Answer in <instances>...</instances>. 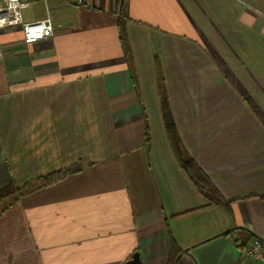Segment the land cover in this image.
Masks as SVG:
<instances>
[{
  "label": "crops",
  "instance_id": "obj_1",
  "mask_svg": "<svg viewBox=\"0 0 264 264\" xmlns=\"http://www.w3.org/2000/svg\"><path fill=\"white\" fill-rule=\"evenodd\" d=\"M34 4L38 12L25 16L26 10L34 6L25 9V22L50 18L55 28L52 37L26 44L20 27L0 30V187L13 181L14 168L22 169L16 173L34 178L38 176V173L33 175L35 167L50 165L56 156L67 160L71 152L81 148L79 132H70L71 122L74 127L78 126L70 107L73 96L85 94L92 99L100 93L109 104L107 116L113 120L114 127L134 125L137 122L131 123L136 118H143L136 85L120 42L118 21L122 6L125 7L134 72L140 78L141 87L146 86L148 78H155L157 61L165 72L178 69L177 54L182 55L178 46H188L190 39L207 38L210 46L218 40L224 51V71H240L234 85L250 87L252 91L244 96L234 93V97L232 94L229 97H239L240 103L252 104V107L246 104L242 113H249L257 121V115L261 117L260 111H264L263 57H259L261 62H258V56L264 54V38L258 40V35L242 23L241 8L245 4L264 6V0H85L81 5L69 0H48ZM253 18L261 25L260 16ZM215 48L216 45L213 52ZM173 52L176 66L168 65L167 59L174 61ZM190 54L187 53L188 63L197 61L189 59ZM232 55L238 62H230ZM243 58L246 64L251 58L252 65L247 66ZM180 62V70H185L184 55ZM184 114H180L179 119ZM175 118H178L177 113ZM258 122L259 126L235 128L225 133L228 141L209 144L207 153L200 151L198 146L203 143L199 142L198 135L189 144L179 130L182 145L221 192L222 204L211 203L192 184L164 134L159 139H151L153 170L144 179L134 175L141 185L132 187L138 206L137 193L145 196L140 202L148 205L143 217L146 228L119 259L120 264H126L136 252L142 264H167L170 250L167 225L184 250L178 264H262L250 259L232 238V232L242 230L264 239V125ZM132 134H118L116 139H131ZM109 164L114 166L113 162ZM96 167L98 165L85 172ZM75 177L82 178L81 175ZM119 180L117 175L102 179L85 195L84 201L80 197L86 236L93 239L71 244L75 257L86 254L87 259L93 253L92 241L103 240L99 238L103 234L96 233L97 227L87 224H97L98 218L88 219L89 215L101 214L102 223L115 219L119 224L116 208L124 190ZM86 186L91 187V182ZM73 187L65 186V193L50 204L53 216L57 204L63 205L74 197L75 191H70ZM92 199L96 202L88 213L84 205L88 206ZM74 204L77 205L76 201ZM47 215L49 217V210ZM70 215L67 208L63 228L69 233L65 241L71 235V227L67 226ZM47 225L51 233L62 227L59 223L52 227ZM114 230L113 227L106 229L108 234ZM229 233L231 238L227 236ZM75 247L79 248L75 250Z\"/></svg>",
  "mask_w": 264,
  "mask_h": 264
},
{
  "label": "rangeland",
  "instance_id": "obj_2",
  "mask_svg": "<svg viewBox=\"0 0 264 264\" xmlns=\"http://www.w3.org/2000/svg\"><path fill=\"white\" fill-rule=\"evenodd\" d=\"M245 5V7L241 6L242 18L244 19L242 23L248 27L250 32L258 35V40H261V38H264V6L250 7L248 4ZM33 6V8L26 10L25 16L27 14L34 16L38 12L37 7L35 8L36 5L33 4ZM254 16L262 18L261 25L254 21ZM233 26L236 25L233 24ZM219 43L216 40L215 52L212 50L215 45L210 46L207 38L190 39L188 46L186 44L182 48L178 46L177 49L182 51V55L178 52V69L171 72H165L159 62L160 73L164 77H161L163 79L162 83L165 82L163 95H166V101L163 100L161 95L157 70L155 78L146 80L145 87H141L140 78L136 77V98L139 100V110H141L143 118L141 116L136 118L131 123L137 122L134 125L124 126L125 124H122L114 127L113 120H110L107 116L109 104L103 100L100 93L92 99L85 94L73 96L70 107L74 110L73 119L76 120L77 127L80 128L74 127L71 122L73 129L70 132H79L77 137L80 139L78 144L81 148L77 152H71L67 160L56 156L50 165L45 163L42 167H35L36 171L34 170L33 175L35 176L38 173V176L34 178L29 175L22 176L16 173L22 169L14 168L16 172L13 181L0 187L1 191L11 186V193L6 196L3 194L2 199L0 198V264H120L119 259L130 249L134 241L139 239L146 228L143 217H145L148 210V205L140 202L145 196L143 197L141 193H137L138 206L135 203L136 193L132 187L133 185H141L135 181L134 175L142 176V179H144L145 175L150 174L153 170L150 159L151 139H159L163 134L169 144L173 142V139H178L185 155L191 157L186 147L182 145L183 140L180 131L189 144L198 135L199 142L203 143L198 147L202 153H207L209 152V144L214 143L216 145L220 141H228L224 138L225 133L233 132L235 128L259 126L258 121L264 125V111H260L261 117L257 115V121L249 113H242L244 106V108H247V105L252 107V104L245 103V101L240 103L239 97H236L237 100L233 99L234 93L235 95L244 96L252 91L250 87L243 88L234 85V80L239 78L240 71L237 73L224 71V51ZM187 53H192V55H188L189 59L195 58L197 61L188 63L186 60ZM183 55L186 69L180 70V58ZM261 55L258 56V62H261L259 57L264 59V54ZM173 59L174 61L167 59L169 61L168 65L176 66L175 52H173ZM242 61L246 64L244 58ZM230 62L238 61L232 55ZM246 65H252L251 58L247 59ZM169 77L171 80H168ZM168 82L173 85L168 86ZM231 94L233 97H229ZM110 105H113V103ZM183 112H185L184 116L179 119V115ZM176 113L178 114L177 119L175 118ZM84 123L86 125L83 127ZM112 127L115 128L114 132L111 129ZM122 133H133L132 138H121L120 141H117L116 136L118 134L122 135ZM139 133L140 135H138ZM135 134L137 136L134 138ZM232 136L235 137V135ZM134 149L137 150L133 152ZM171 149L179 163L178 153L173 150L172 145ZM72 161L75 162L70 165L64 164ZM111 162L117 168L109 164ZM96 165H98L96 169L94 168L88 173L85 172V170ZM24 170H28L27 167ZM59 173L63 177L59 176ZM49 175L52 176L49 178L50 183H43L40 188L35 189L34 187V190L31 189L28 193H24L25 187L30 185L32 181L41 176ZM80 175L82 178L75 177ZM116 175L120 178L119 186L124 187L121 192L122 198L119 197L121 203L119 208H116L120 222L118 224L115 219H109L107 222L102 223L100 220L102 218L101 214L97 216L88 214V219L98 218L97 224L90 222L87 224H94V227L98 229L96 233L98 235L103 234L99 237L103 240L99 242L92 241L90 249L93 250V253L87 259H85L86 254L75 257L73 255L74 246L70 245L93 239L90 235L86 236L85 223L82 222V220H85L84 214H81L83 210L81 204L84 197L102 179L109 176L115 177ZM130 176H133V178ZM68 179L73 180L70 182ZM112 180L116 183V179L113 178ZM87 182H91V187L86 186ZM65 186H74L70 190L71 192L75 191L74 197L66 203L64 202L63 205L57 204L53 216L50 206L57 196L65 193ZM215 189L223 200L221 192L218 191L217 187ZM208 191L213 192L211 188ZM200 193L208 199L202 192ZM15 194L18 199L11 197ZM81 196L83 201H80ZM74 201L77 205L74 204ZM95 202L94 199L90 200L88 206L84 205V210L89 213L92 204ZM67 208L71 214L70 223L67 225L71 227V235L65 241L69 233L68 230L63 228ZM48 210L50 212L49 217L47 215ZM47 223L51 227L54 223H59L62 227L56 233H51V228L47 227ZM79 227L81 229L76 231ZM111 227L116 230L108 234L106 229ZM232 233L234 237L230 233L227 236L230 238L232 236L234 243H238L243 247L242 233L238 231ZM236 246L239 247L237 244ZM245 247L241 250L244 251ZM78 248L75 247V250ZM70 249L72 250L67 253L66 251Z\"/></svg>",
  "mask_w": 264,
  "mask_h": 264
},
{
  "label": "trees",
  "instance_id": "obj_3",
  "mask_svg": "<svg viewBox=\"0 0 264 264\" xmlns=\"http://www.w3.org/2000/svg\"><path fill=\"white\" fill-rule=\"evenodd\" d=\"M125 14H126L125 13V7L122 6L121 11H120V15H119V21H118L119 36H120V42H121L122 48H123V50L125 52V56L127 58L129 68L131 70V74L133 76L134 82H136V75H135L134 67H133V53H132V48H131L129 38H128V35L126 32V15ZM156 70H157L158 83H159V86L161 89V95H162L163 100L166 101V95H163L164 94L163 87H165V82L162 83L163 79L161 77H163V75H161V73H160L161 68H160L158 61L156 63ZM136 89H137V87H136ZM171 145L173 146V150L178 153V156L177 155L176 156H177V159L179 161V164L182 167V169L185 171V173L187 174L188 178L193 183V185L200 192H202L210 200L211 203L222 204L224 201L222 200V198L220 197L218 192H216L217 190L214 188L209 177L203 172V170L194 161L193 158L185 155V152H184L183 148L181 147L179 140L173 139V142L171 143ZM58 175L63 177L60 173ZM50 177H52V176L51 175L41 176V177L37 178L36 180L32 181V183L30 185L25 187L24 193H28L29 191H31V189L34 190V187H35V189L40 188L43 183H50V180H49ZM10 187L11 186H8L5 189L0 191L1 192L0 198L2 197L3 194H5V196H6L7 194L11 193ZM209 188H211L213 190V192H209L208 191ZM11 197H15L16 199H18L16 194L12 195ZM167 229H168V234H169V238H170V250H169V258H168L167 264H178L184 250L177 244L169 225H167ZM239 232L242 233L241 237L243 239V247L238 243H236V244L240 248H244L247 245V243L251 240V238H253L255 236H253L252 234H250L248 232H244L242 230ZM228 235H230V234H228Z\"/></svg>",
  "mask_w": 264,
  "mask_h": 264
},
{
  "label": "built area",
  "instance_id": "obj_4",
  "mask_svg": "<svg viewBox=\"0 0 264 264\" xmlns=\"http://www.w3.org/2000/svg\"><path fill=\"white\" fill-rule=\"evenodd\" d=\"M37 1L48 0H0V30L20 27L26 44L50 38L55 28L52 20L46 18L36 22H25L23 12ZM76 5L84 4L85 0H69ZM252 260L264 264V239H251L244 250Z\"/></svg>",
  "mask_w": 264,
  "mask_h": 264
},
{
  "label": "water",
  "instance_id": "obj_5",
  "mask_svg": "<svg viewBox=\"0 0 264 264\" xmlns=\"http://www.w3.org/2000/svg\"><path fill=\"white\" fill-rule=\"evenodd\" d=\"M126 264H142L139 252L134 253L132 259L129 260Z\"/></svg>",
  "mask_w": 264,
  "mask_h": 264
}]
</instances>
